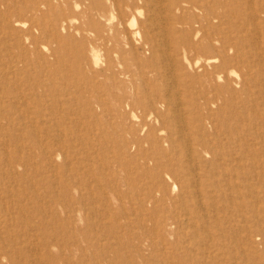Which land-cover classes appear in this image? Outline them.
Masks as SVG:
<instances>
[{"label":"rangeland","instance_id":"1","mask_svg":"<svg viewBox=\"0 0 264 264\" xmlns=\"http://www.w3.org/2000/svg\"><path fill=\"white\" fill-rule=\"evenodd\" d=\"M0 264H264V0H0Z\"/></svg>","mask_w":264,"mask_h":264},{"label":"bare ground","instance_id":"2","mask_svg":"<svg viewBox=\"0 0 264 264\" xmlns=\"http://www.w3.org/2000/svg\"><path fill=\"white\" fill-rule=\"evenodd\" d=\"M166 1V0H165ZM176 0H169V2L170 3H174ZM199 2V1H198ZM197 2V3H198ZM113 3V2H112ZM115 5V4H114ZM186 5V4H185ZM186 6H188V5H186ZM185 6V7H186ZM205 6V5H204ZM115 7H116V5H115ZM151 7V6H150ZM189 7H190V5H189ZM117 8V7H116ZM192 8V7H191ZM206 8V7H205ZM112 9H113V6H112ZM166 9V8H165ZM188 9V8H187ZM118 11V10H117ZM119 12V11H118ZM206 13V12H205ZM217 13H218V11H217ZM194 14V13H193ZM202 14V13H201ZM204 16V15H203ZM170 17V16H169ZM216 17V16H215ZM134 18V17H133ZM200 18V17H199ZM201 18H202V15H201ZM120 19V18H119ZM190 19V18H189ZM132 20V19H131ZM134 20V19H133ZM172 20V19H171ZM191 20V19H190ZM190 20H189V22H190ZM123 21V20H122ZM192 21H194V20H192ZM191 21V22H192ZM197 21V20H196ZM200 22H201V19H200ZM195 23V22H194ZM198 23H199V20H198ZM202 23V22H201ZM134 24H136V23H134ZM188 24V23H187ZM203 24V23H202ZM164 25H166V24H164ZM186 25V24H185ZM193 25V24H192ZM197 25H199V24H197L196 23V25L195 26H197ZM134 26H136V25H134ZM203 26V25H202ZM202 26H200V28H202ZM176 27V26H175ZM175 27H174V29H175ZM198 28H199V26H197ZM98 28V27H97ZM187 28V27H186ZM163 29H164V27H163ZM176 30V29H175ZM178 30V29H177ZM190 30V29H189ZM164 31H166L167 32V30H165L164 29ZM196 31V30H195ZM192 32H193V30H192ZM199 32V31H198ZM159 33V32H158ZM164 33V32H163ZM145 34V33H144ZM151 34V33H150ZM136 35V34H135ZM198 35V34H197ZM211 35H212V33H211ZM216 35V34H215ZM139 36V35H138ZM137 36V37H138ZM152 36V35H151ZM157 36V35H156ZM164 36V35H163ZM167 36V35H166ZM213 36V35H212ZM135 37V36H134ZM139 38H140V36H139ZM143 38V37H142ZM142 38H140V39H142ZM147 38V37H146ZM153 38H154V36H153ZM152 38V39H153ZM168 38V37H167ZM166 38V39H167ZM114 39V38H113ZM136 39V38H135ZM135 39H134V41H135ZM139 39V40H140ZM194 39H195V37H194ZM111 40V39H110ZM122 40H123V38H122ZM146 40H148V38L146 39ZM171 40H172V38H171ZM210 40H212V39H210ZM129 40H127V43L128 44H130V42H128ZM143 41V40H142ZM141 41V42H142ZM176 41V40H175ZM126 42V41H125ZM139 42V41H138ZM148 42V41H147ZM169 42V41H168ZM135 43H137V42H135ZM150 43V42H149ZM155 43V42H154ZM159 43V42H158ZM158 43L156 44V45H158ZM201 43V42H200ZM207 43H208V41H207ZM108 44V43H107ZM213 44V43H212ZM121 45V44H120ZM133 45V44H132ZM168 45V44H167ZM208 45H209V43H208ZM216 45V44H215ZM122 46V45H121ZM127 46V45H126ZM141 46H142V44H141ZM147 46V45H146ZM151 46V45H150ZM153 46V45H152ZM111 47V46H110ZM130 47V46H129ZM137 47V46H136ZM148 47V46H147ZM146 47V48H147ZM167 47V46H166ZM169 47V46H168ZM127 48H128V46H127ZM138 48V47H137ZM142 48V47H141ZM146 48H145V50H146ZM150 48V47H149ZM148 48V49H149ZM133 49H134V46H133ZM159 49V48H158ZM203 49V48H202ZM222 49V48H221ZM122 50V49H121ZM120 50V51H121ZM138 50V49H137ZM115 51H116V49H115ZM128 51V50H127ZM144 51V50H143ZM142 51V52H143ZM159 51V50H158ZM201 51V50H200ZM199 51V52H200ZM212 51V50H211ZM117 52V51H116ZM195 52V51H194ZM140 53V52H139ZM118 54V53H117ZM121 54V53H120ZM114 55H116V54H114ZM130 55V54H129ZM215 55H217V53H215ZM215 57H217V56H215ZM96 58V57H95ZM98 58V57H97ZM223 60V59H222ZM95 61H97V59L95 60ZM100 61V60H99ZM98 62V61H97ZM200 62V61H199ZM195 63H196V61H195ZM197 63H198V61H197ZM94 64H96V63H94ZM204 64V63H203ZM202 66V65H201ZM114 74V73H113ZM111 75V74H110ZM223 75H225V74H223ZM220 78V77H219ZM120 84V83H119ZM145 91V90H144ZM97 96V95H96ZM114 97L116 98V99H118V97H117V95H114ZM163 101V97H161V96H157L154 100H152V101H150L149 103H148V105H146V108H144L143 110L145 111V112H154V110H155V106H156V104H158V103H161ZM96 103V102H95ZM101 103H102V101H101ZM124 104L129 108L128 109V112H130L131 114H133L134 115V113H135V111H136V109H137V107H136V104H134V102L133 101H127V100H125L124 101ZM127 112V111H126ZM103 117V116H102ZM135 118V117H134ZM150 118V116L147 118V119H149ZM133 119V118H132ZM136 119V118H135ZM137 120H138V118H137ZM157 120V119H156ZM143 129H145V127L143 128ZM143 131V130H142ZM136 140V139H135ZM189 161V160H188ZM175 187V186H174Z\"/></svg>","mask_w":264,"mask_h":264}]
</instances>
